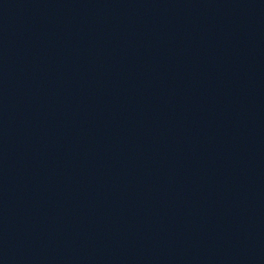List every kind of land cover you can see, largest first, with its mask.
<instances>
[{"label": "water", "instance_id": "water-1", "mask_svg": "<svg viewBox=\"0 0 264 264\" xmlns=\"http://www.w3.org/2000/svg\"><path fill=\"white\" fill-rule=\"evenodd\" d=\"M0 264H264V0H0Z\"/></svg>", "mask_w": 264, "mask_h": 264}]
</instances>
